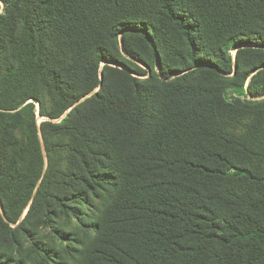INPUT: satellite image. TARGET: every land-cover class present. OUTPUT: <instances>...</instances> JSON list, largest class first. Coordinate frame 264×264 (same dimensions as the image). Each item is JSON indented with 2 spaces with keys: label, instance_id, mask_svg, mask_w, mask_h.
I'll list each match as a JSON object with an SVG mask.
<instances>
[{
  "label": "trees",
  "instance_id": "trees-1",
  "mask_svg": "<svg viewBox=\"0 0 264 264\" xmlns=\"http://www.w3.org/2000/svg\"><path fill=\"white\" fill-rule=\"evenodd\" d=\"M256 1L0 0V264H264Z\"/></svg>",
  "mask_w": 264,
  "mask_h": 264
},
{
  "label": "rangeland",
  "instance_id": "rangeland-1",
  "mask_svg": "<svg viewBox=\"0 0 264 264\" xmlns=\"http://www.w3.org/2000/svg\"><path fill=\"white\" fill-rule=\"evenodd\" d=\"M246 17H248L249 19H251L253 22L261 25L264 27V2L262 1H256L254 2L248 10V13L246 14ZM105 18L102 17L101 20L103 21ZM231 55L233 56L234 60L236 59L237 56V50H232ZM232 93H230L229 99L231 101H233L235 99L236 96L231 95ZM244 99V98H242ZM251 100V98H249ZM264 98H260L259 100H262ZM245 100V99H244ZM42 119L39 118V122H41ZM243 123V124H242ZM245 124V121L241 122V124L234 129L233 131L235 133H244L245 129H243V125ZM43 151H44V155L46 158V163H47V153H46V147L43 144ZM55 160L58 162H61L63 165L65 164L64 160H65V156L66 154L62 153V152H55ZM64 162V163H63ZM62 165V166H63ZM0 206H1V201H0ZM2 207V206H1ZM3 211V210H2ZM4 212V211H3ZM27 212V211H26ZM4 214V213H3Z\"/></svg>",
  "mask_w": 264,
  "mask_h": 264
},
{
  "label": "water",
  "instance_id": "water-1",
  "mask_svg": "<svg viewBox=\"0 0 264 264\" xmlns=\"http://www.w3.org/2000/svg\"><path fill=\"white\" fill-rule=\"evenodd\" d=\"M91 95H89V96H87L86 98H84V99H82L79 103H77V104H80L81 102H83L84 100H86L87 98H89ZM2 213H4L3 211H2Z\"/></svg>",
  "mask_w": 264,
  "mask_h": 264
}]
</instances>
